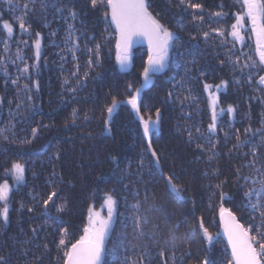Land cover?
Returning <instances> with one entry per match:
<instances>
[{
  "label": "trees",
  "instance_id": "1",
  "mask_svg": "<svg viewBox=\"0 0 264 264\" xmlns=\"http://www.w3.org/2000/svg\"><path fill=\"white\" fill-rule=\"evenodd\" d=\"M27 2L31 35L22 34L17 26L5 51L6 34L0 28V69L7 68L13 79L18 75L17 67H23V63L16 60L17 48L21 49L24 62L31 65L35 63L32 47L35 33L40 32L42 37L38 72L32 68L30 79L19 81L21 88L28 84L31 92L20 91L17 98V87L10 79L6 83L4 72L0 70V129L7 128L0 134V182L8 179L12 186L8 223L0 218V255L6 256L9 264H63L57 248L60 230L67 228L74 242L87 222L88 206L99 205L104 193L110 192L118 200V216L107 241L110 250L105 257L107 264H124L126 258L128 264H139L142 255L145 264H163L164 259L172 264L173 248L177 257L190 250L191 255L185 257L183 264H199L206 255L214 264H223L227 258L226 243L219 237L209 250L198 228V218H204L205 226L212 233L219 231L220 192L223 191L232 197L223 201L224 207L232 209L238 218L243 217L241 223L245 226L252 223L253 213L240 205L246 203L243 194L260 185L237 180V170L240 176L257 177L255 168L264 169V145L261 144L264 133L255 131L264 128V91L258 90L260 86L255 83L264 72L252 69L254 82L249 83V70L241 72L238 67L234 70L226 54L232 47L231 38L222 47L220 37L213 35L205 41L202 36L211 28L230 30L234 22L232 14L241 10L237 0H193L203 5L202 12L178 6L179 0H152L153 13H158L161 22L176 34L167 66L153 76V83L141 93V115L147 118L151 113L155 118L157 108L162 112L158 129L154 128L151 133L152 148L160 157L159 168L148 151L142 125L130 105L121 104L112 116L111 131L104 130L105 109L112 97L126 101L130 95L127 84L132 83L134 91L142 83L140 74L147 60V48L133 49V66L121 71L115 59L114 30L103 17L106 9H93L90 0ZM24 3L25 0H13L9 5L7 0H0L3 18L10 19V8L17 4L20 8L15 14L21 15ZM42 3L48 6L42 8ZM53 3L55 7L51 6ZM61 6L64 10L58 12ZM69 10L76 11L75 19L68 15ZM221 10L229 15L219 19L211 16ZM194 13L204 16L202 26L193 21ZM69 24L73 26L70 40ZM247 36L250 34L246 33ZM17 41L29 43L25 46ZM72 42L79 44V49L75 50L76 60L69 50ZM96 44H101V61L89 69L86 63L92 56L89 50H94ZM239 49L237 45L232 59L239 56L243 63L246 56H241ZM254 49L252 37L243 51L255 59ZM77 64L79 74L73 76ZM221 81H227L228 85L218 92L219 106L233 105L236 111L234 114L225 112L219 118L217 134L208 140L207 126L211 118L203 84H220ZM29 95L31 101L27 99ZM186 96L196 99L185 100ZM17 103H21L18 112ZM73 109L77 111L75 121ZM10 110L14 115L10 116ZM85 114L88 119L84 118ZM10 120L14 127L9 125ZM249 127L252 129L247 137L250 144L234 148L237 130L244 139L245 129ZM33 128H39L36 138L31 134ZM225 133H228L227 138ZM26 140L31 143H24ZM198 144L204 146L203 151ZM253 146H257L256 157L251 154ZM253 160L255 166L247 167ZM13 162L26 165L25 181L20 184L10 175H4ZM168 174L184 188L183 201L168 190L164 178ZM222 181H227L222 188L214 187ZM53 191L57 193L54 203L50 202L45 210L42 201ZM137 203L139 209L132 207ZM61 205L62 211H57ZM137 217L145 233L143 236L136 227ZM259 220L256 215V221ZM177 223L179 228L173 240L169 229ZM189 226L197 230L185 238ZM161 250L166 252L165 257L159 256ZM176 264H180L179 259Z\"/></svg>",
  "mask_w": 264,
  "mask_h": 264
},
{
  "label": "snow or ice",
  "instance_id": "2",
  "mask_svg": "<svg viewBox=\"0 0 264 264\" xmlns=\"http://www.w3.org/2000/svg\"><path fill=\"white\" fill-rule=\"evenodd\" d=\"M9 5L13 3V0H7ZM34 2V0H33ZM91 7L93 9L103 8L106 11L103 12V17L106 21L110 22L114 26L115 38V51H116V62L119 64L121 71L130 70L133 66V46L139 40H144L147 42V60L144 64L143 71L140 74L142 76V83L139 87H136L133 91L134 85L132 83L127 84V89L130 92L126 101L119 100L115 96L112 97L110 104L107 105L105 111L107 113V119L104 121L106 132H110L109 127L112 120V116L117 108L124 103L131 106V110L139 118L140 124L142 125L143 136L147 139L148 151L154 157V163L157 168L160 167L159 161L160 157L157 155L155 149L152 148L151 143V133L154 128L159 127L162 112L161 109L157 108L155 111V118L149 113L147 118L141 115V93L142 91L153 83V76L157 72H161L165 69L169 61V49L172 48L175 33L170 30L165 24L161 22L158 18L159 14H154L151 10L152 0H90ZM241 10L232 14L234 17V22L230 24V30L222 28H211L209 31H204L202 36L205 41H207L211 36L220 37L221 46H225L229 43V37L231 38L232 47L226 53L229 56L230 62L234 65V70L236 67L243 72L245 69L249 70L248 82H254L253 75L251 74L252 69H256L257 72H264V0H237ZM45 3L41 4L42 8L47 7ZM55 7V3L51 5ZM178 6L186 7L197 12L203 11V5L201 3L193 2V0H179ZM223 9L224 5H220ZM20 8V5H16L10 8L11 18L4 19V13L0 11V28L3 29L6 34V39L4 41L5 51H8V39L14 36L16 28L18 26L19 31L22 34L31 35L30 24L28 22V12L29 6L27 0L23 4V10L21 15H16V9ZM64 10L63 6L57 8L58 12ZM68 15L75 19L77 13L75 10H69ZM223 10L211 13V16L215 18H224L228 16ZM193 21L199 22L202 26L204 23V16L193 14ZM107 31V29H106ZM73 32V26L68 25V37L71 39ZM246 33L250 36L246 37ZM54 35V33H53ZM35 39L32 41V47L34 48V58L35 63L28 64L24 62V55L20 48L16 51V60L23 63V67H17L18 75L16 78H11L7 68L0 69L4 72L6 83L10 79L11 83L17 87V98H19L20 91L31 92V88L28 84H24L21 88L19 81L21 79H30V69L35 68L38 72L39 61L42 55V37L40 32L35 33ZM254 37L255 49L254 55L247 56L243 51V48L248 43V40ZM107 39V37H106ZM196 39V37H193ZM17 43H23L25 46L28 45V41H17ZM67 43V41H66ZM237 45L240 46L241 56H246V59L241 63L240 57L237 56L232 59V54L237 50ZM79 49L78 42H72V47L69 49L73 51V60H76L75 50ZM101 44H96L94 50H89L92 54L91 58L86 62L87 67L90 69L94 64L99 65L101 61L100 57ZM63 58V57H62ZM13 64L16 61H12ZM195 63V61H193ZM223 63V61L221 62ZM80 66L76 65V71L72 73L73 76L79 74ZM187 71V69H186ZM88 72L84 73L85 78L88 76ZM201 75H204L201 73ZM239 83V81H236ZM67 83V78L65 79ZM255 83L260 86L258 90L264 91V75H259L258 80ZM228 85L227 81H221L220 84H209L204 83L203 89L208 94L209 108H210V118L211 122L207 126L208 137L210 138L217 134V129L219 127V118L227 112L228 114H234L236 109L233 105H228L226 108L219 106V97L217 93L222 89L226 88ZM35 87L39 90V83H35ZM215 89V91H213ZM75 91V89H73ZM191 92V89H188ZM172 93H169L171 96ZM31 101L32 97L29 95L27 97ZM185 100H195L196 97L186 96ZM11 103V101L9 102ZM29 107H34V105H29ZM21 108V103H17V112ZM10 116L14 113L10 110ZM77 118V111L73 109L72 119L75 121ZM85 119H88L87 114H85ZM9 125L14 127V122L9 121ZM264 124V120H262ZM48 127V125H44ZM7 131V128L0 129V134ZM197 133L200 129H196ZM258 133H264V128H259L255 130ZM252 132V129H245V138L241 139L239 135V130H237V143L233 146L234 148H240L245 145L250 144V140L247 138L248 134ZM39 133V128H33L31 134L33 138H36ZM228 133H225V138H227ZM189 141H192V133L189 130ZM24 143H31V141H24ZM218 143V141H217ZM264 145V141L261 142ZM197 147L203 151L204 146L198 144ZM215 145H213V148ZM251 154L253 157L258 155L257 146H253L251 149ZM57 157L59 153H56ZM247 155V153H245ZM115 159V158H113ZM212 157H209L211 160ZM143 161H141L142 165ZM247 167H254L255 160L249 162ZM257 177L252 176H240L239 170H237V180L243 179L245 181H251L253 185L259 183V187L249 188L243 195L246 203H242L240 206L249 210L253 215L250 219L252 223L245 226V223H241L243 217L238 218L232 209L224 207L223 201L230 200L232 197L223 191L220 192V199L222 203L219 207V223L222 232L212 233L208 227L205 226L204 218L201 216L198 218V228L201 232L202 239L206 242L209 250L214 246V242L217 238L223 236L226 238L225 253L227 258L223 261V264H264V169L255 168ZM26 165L20 162H13L10 169H5L4 175L11 176L16 184H20L25 181ZM207 174V173H205ZM55 175V173H53ZM166 180L167 188L171 193H174L178 200L183 201L185 196L183 195L184 188L179 186L174 182V176L168 174L164 177ZM227 181H222L220 184L215 185L217 189L222 188V185ZM12 191V186L9 184L8 179H4L0 182V218H3L5 224L9 220V199L10 193ZM57 195L55 191L50 193L47 199L43 200L42 203L45 210L48 209L50 202L54 203V197ZM138 195V193H137ZM215 195V192L212 193ZM147 198V197H145ZM211 206V205H210ZM23 207V204L21 205ZM132 207L139 209V203L132 205ZM118 200L113 197L110 192L104 193L103 204L101 209H106L107 215H102L101 211L95 210L94 205H90L88 209L87 222L82 227V234L75 239L73 242L70 239L71 234L67 228L60 230L61 238L57 243V248L61 252L63 259V264H107L105 257L109 254L110 250L107 248V241L110 239V235L114 230V223L118 216ZM63 205L57 207V211H62ZM31 211V209H29ZM256 215H259V222L256 221ZM136 227L139 231V235H145L143 229L140 227L139 218H136ZM157 227V226H154ZM179 228V223L172 226L169 229L170 238L175 240V232ZM197 228L189 226V229L184 233L185 238L190 234H194ZM33 232L36 229L32 230ZM47 247V245H45ZM135 247V246H134ZM230 250V251H229ZM114 251V249L112 250ZM144 251L147 252V247L145 246ZM191 252L186 251L180 257L176 256L175 248H173L170 259L172 264H176L177 259H179L180 264H183V260L186 256H190ZM159 256L165 257L166 252L161 250ZM61 257H58L60 259ZM151 260V257H148ZM0 264H9V260L6 256L0 255ZM124 264H128V259L126 258ZM136 264V262H132ZM139 264H145L144 256L142 255ZM163 264H168V260L164 259ZM199 264H214V261L209 257L205 256Z\"/></svg>",
  "mask_w": 264,
  "mask_h": 264
},
{
  "label": "water",
  "instance_id": "3",
  "mask_svg": "<svg viewBox=\"0 0 264 264\" xmlns=\"http://www.w3.org/2000/svg\"><path fill=\"white\" fill-rule=\"evenodd\" d=\"M112 28H113V30H114V26H112ZM136 47H145V48H147V42L144 41V40H139V41H137V42L134 44L133 49H135ZM218 222H219V217H218ZM218 232H222V229H221V227H220V223H219V231H218ZM221 237H222L224 243H226V238H224L223 236H221ZM229 251H230V250H229Z\"/></svg>",
  "mask_w": 264,
  "mask_h": 264
},
{
  "label": "rangeland",
  "instance_id": "4",
  "mask_svg": "<svg viewBox=\"0 0 264 264\" xmlns=\"http://www.w3.org/2000/svg\"><path fill=\"white\" fill-rule=\"evenodd\" d=\"M213 91H215V89H213ZM217 95H218V93H217ZM102 204H103V199L99 202V205L94 206V207H95V210L101 211L102 212V215L106 216L107 215V211H106V209H103V210L101 209V205ZM89 206H88V209H89Z\"/></svg>",
  "mask_w": 264,
  "mask_h": 264
}]
</instances>
